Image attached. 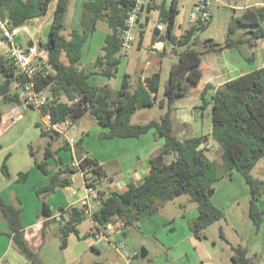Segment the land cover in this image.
<instances>
[{"label":"trees","instance_id":"1","mask_svg":"<svg viewBox=\"0 0 264 264\" xmlns=\"http://www.w3.org/2000/svg\"><path fill=\"white\" fill-rule=\"evenodd\" d=\"M53 1L55 6L49 34L46 40L40 41L41 49L47 51V58L46 61L35 59L50 69L47 77H37L35 81L37 89L46 91L53 98L52 102L43 106V112L50 113L53 122L67 118L74 120L90 112L99 125L108 129L101 133V138L140 137L155 129L156 136L164 139L163 146L150 157V169L143 182H131L123 191L106 187L111 178L105 166L96 158L78 153V166L65 164L63 158L57 156L51 147H46L44 157L35 161L49 182L35 188L37 195L46 199L58 189L70 185L73 173L82 171L86 185L97 191L100 201L91 214L87 212L86 204L70 208L59 206L61 219H54L59 222L63 245L67 246L71 233L79 234L77 225L87 216L94 222L89 234L93 229H101L109 223L119 225L125 234V230L136 226L142 216L157 212L164 203L183 194H188L198 205L199 213L190 221V228L195 236L201 237L205 228L225 217L224 210L213 203L212 195L215 193V183L225 175L232 174L234 169L240 171L250 185V215L259 231L264 220V208L260 209L257 201L264 194V181L254 177L252 170L264 158V70L256 68L232 78L212 94L210 137L220 146L222 163L208 154V148L204 145L206 136L195 135L182 139L178 135L174 113L176 101L186 97L200 83V65L204 55L238 48L239 44H253L264 36V7L247 6L233 15L224 42L211 39L201 43L196 33L208 28L212 14L206 21L200 20L185 33L177 35L175 24L180 0H172L169 7H166L164 1L160 4L149 1L148 10L158 11L161 23L166 27L163 32L158 25L153 28L152 44L167 41L172 45V52L178 56L165 84V96L159 98L161 71L146 78L139 76L133 89L131 75L128 73L123 75L118 90L90 82L94 74L109 77L116 74L124 57L120 54V48L133 0L85 1L81 13L82 29L74 28L70 37L65 36L63 31L71 0H0V19L7 21L8 27L14 30L32 19L46 15ZM146 19L148 23L150 15ZM100 21H105L109 26L101 53L93 69L80 68L82 48ZM139 25L134 33L140 35V43L145 30ZM242 29L248 30L240 33ZM0 32L2 40L4 35ZM246 59L251 61L250 57ZM23 80L24 74L19 71L11 55L0 54V98L6 103H24L19 91ZM213 87L211 83L205 86L201 93L203 100ZM63 96L67 98L66 101ZM75 100L76 104L72 103ZM155 105L163 110L159 119L132 121L138 109ZM41 131L42 135H59L57 131L45 128ZM79 144L81 141L75 146L78 150ZM64 147L69 149L70 144L65 141ZM50 157L56 161L57 168L53 172H50L47 161ZM1 169L5 176H10L6 159ZM28 175V171L20 172L17 181H26ZM23 211L20 199L7 202L0 194V218H4L8 224V231L4 233L12 239L13 246L28 259L29 264H40L37 250L32 248L25 235ZM46 226L47 222H44L42 236ZM93 248L96 249V246L93 245ZM233 248L231 264H254L255 257L249 256L247 246L238 244Z\"/></svg>","mask_w":264,"mask_h":264},{"label":"crops","instance_id":"2","mask_svg":"<svg viewBox=\"0 0 264 264\" xmlns=\"http://www.w3.org/2000/svg\"><path fill=\"white\" fill-rule=\"evenodd\" d=\"M149 1L152 2V0H147L142 13L143 17H141L139 21V27L144 30H146L145 24L147 15H151V13L154 11L148 10ZM163 1L165 2L166 7H169L172 3V0ZM196 1L197 0L193 1L194 5L192 4V9L194 8ZM261 2L262 1L249 3L247 5H238V11H242L247 6L260 5ZM52 4L47 13L50 16L46 14L44 15L45 17L42 16L43 18L37 17L28 22L35 26L34 32L31 33L27 25H23L18 28V32L21 28L24 29L26 36L29 37L30 41H32L34 45L36 40L34 38V35L38 33V35H40L43 28L45 27V24L48 21L51 23L54 13V10L51 13ZM76 10L78 11V8ZM147 10L149 14L147 13ZM75 15L76 14L74 13V17ZM158 24H156L155 27H157ZM74 28L82 29L81 18H79L78 25L75 23V21L71 22V28L67 31L64 30L63 33L65 34V36L70 37V32ZM96 32L97 29L90 33V36L88 37L85 44L88 43L89 39L93 37ZM107 32L104 35L102 44H100V51L98 52V55L101 53V48L104 44ZM41 37L43 40L47 39V37H43L42 35ZM152 40L153 35L151 37V43L149 47L145 48L146 46H144L143 43L144 37L141 40L142 43H139L140 38L137 37L136 42L128 51L127 56L123 57V60L114 76L109 77L106 75L94 74L90 78V82L97 86H109L113 90H118L121 88L122 78L125 73L131 75V84L135 87L136 81L139 76L142 78H146L153 75L157 71H162L161 69L165 64L166 55L173 53L171 50L172 45L167 41H159L155 44H152ZM85 44L82 48V52L85 48ZM255 44L256 46L260 45L258 40L255 42ZM251 45L254 46V43ZM38 46L39 48H41L40 42ZM8 50L9 47L7 46V42L5 41V39L0 40V54H6L8 53ZM231 50L232 48L223 49L216 53H208L210 54L208 56L209 60L206 58V55L208 54L204 55L200 65L202 69V77L200 83L194 86L186 97H183L176 101V112L174 113L176 118L175 130L180 137L183 136L181 137L182 139L187 136H195L193 134V129L191 133L189 132V120L199 119L203 122L209 121V127L206 129L207 134L202 129L203 133L201 135L207 137L204 145L210 147L214 145L217 146V144L210 137L212 131V94L215 92L216 88L224 84L226 81L254 70L250 69L246 71L244 68L240 67L241 63H239L238 61L244 60V57L241 55L242 59H237L236 54L234 52L232 53ZM136 51H138L139 53H137ZM215 54L217 56H215ZM97 56L93 59L91 65H95ZM248 57H250L252 61V57ZM39 59L46 61V56L40 57ZM208 61H210L211 63H209ZM84 66L85 65H83L81 59L79 67L85 68ZM93 66L91 67V69L93 68ZM257 68H259V66ZM93 76H105L107 77V79L103 78V80H100L99 83H94L92 81L94 79ZM208 83L213 84L214 87L208 90L205 96V100H203L201 97V93ZM45 93L47 92L45 91ZM63 100L66 101L67 98H64L63 96ZM76 102L77 100L72 101V103L75 104ZM0 103L5 104L6 102H4V100L0 98ZM179 109H181L180 112L178 111ZM8 110L9 111L7 113V118L9 120L11 119V123L5 122L3 120V117L5 118V116L1 117V115L4 113V111L0 110V156L4 155V159H6L7 166L10 171V176L8 177L3 174L0 164V194L7 202H13L16 197H18L22 201L24 206L22 221L25 227V235L32 248L36 250V243L38 242V246H40V241L43 239L42 229L44 222H47V225L50 223L49 226H60L59 222L54 219L55 217L61 219V216L59 215V206L70 208L74 205H81L86 199L88 202H92V194H90L86 189L84 173L82 171H79L76 174H78L81 179L82 187L80 189H76L74 187V177L71 175L72 183L70 185H67L62 189H58L54 194L47 197L46 199H41L37 195L35 188L47 184L49 182V178L36 164L33 155L35 149L31 145L33 142L32 139L26 138L24 139V141H21V139L25 137V134H23L18 140L8 144L7 142L9 140L6 142V136L10 132L9 129L17 124L19 125L20 122L24 119L22 118V116L27 115L31 116V123L28 127L29 130L32 128L31 125H35L39 128L41 127V130L42 128L46 129L48 124L47 119L45 118L46 112H43V107L41 106L30 107L25 103L12 104ZM64 121H68V128L64 133H60L61 135H55L56 139H58L59 142L58 145L54 147V149L52 147L51 148L57 156L59 155L63 158L65 164H74L78 166L80 162V158L78 157V155L81 153L83 156L89 155L96 158L104 166L107 165V168H109L108 164L112 163L113 171L116 174L115 176L110 175L108 169L105 167L108 177L111 178V181L106 183V187L108 189H118L120 191H123L127 189L128 184H130L131 182L137 184L142 183L150 169V157L155 152H157L164 144V139L157 137L155 129H151L148 133L140 137L130 138L129 140H126L127 138L123 137H115L119 140H117V144L115 145L116 150L110 156L102 157L100 153L93 151L90 144L85 143L83 139L79 140L77 138L75 144H70V148L65 149V141L68 142V139L72 138V136L67 135V132L72 128V123H74V120L67 118ZM148 134H151L152 137L147 138ZM135 138L136 140H134ZM18 141H21V143L23 142V149L22 153L20 154L17 153V145L19 143ZM79 141H81V144H79L78 150V148H75V146ZM25 147H27L29 150L28 154L27 150L24 149ZM45 151L46 148L41 147L39 151L40 154L37 157L38 160H41L44 157ZM211 153H214V150H211ZM47 161L50 166V172L56 170L57 166L54 157L48 158ZM23 171L29 172L28 178L26 179V181H21L22 183H18L20 182L17 181L18 174ZM61 190H64L65 192ZM79 190L81 191L79 192ZM188 201L192 200L180 202L179 204L181 209H178L177 213L175 214L167 210L169 201L166 202L159 208L157 212L151 215L142 216L138 220L137 225L133 226L134 228L132 230H125V234H123V230L120 228V226L116 225V232L110 235L109 238H120L124 240L129 245V247H136L140 251L138 255L133 256L135 258L136 264H222L219 258H216L215 256L217 252L210 249L208 244L209 241L212 240L214 245H216L219 240L222 239V237H214L212 239H209L208 236H204L206 235L205 230L202 232L201 237H197L194 235L193 231L190 228V221L198 215L199 211L198 206H193L192 208H190V210H188ZM97 205L98 204H96L94 207H96ZM178 225L181 228V235L171 236L170 234L172 231L177 232ZM134 229H136L135 231H138L134 233V242L128 241V232L130 233V231H134ZM7 231L8 224L6 220L4 218H0V264H29L28 259L13 246L12 239L4 233ZM137 234H140V238L136 237ZM89 243L96 246L95 250L100 251V247L97 246V241L91 238ZM141 245L145 246L144 248L148 251L145 258L141 257V249L139 248V246ZM249 252L251 253L250 249ZM249 256L252 255L249 254ZM139 257L143 259L142 262L139 261ZM252 257L256 258V260L254 259V264H259L258 259L260 256L258 255V252H254ZM121 259L122 261H119L116 264H124L125 261L122 256ZM231 263L232 262H226L224 264Z\"/></svg>","mask_w":264,"mask_h":264},{"label":"rangeland","instance_id":"3","mask_svg":"<svg viewBox=\"0 0 264 264\" xmlns=\"http://www.w3.org/2000/svg\"><path fill=\"white\" fill-rule=\"evenodd\" d=\"M87 0H71L69 4V11L66 16V28L65 31L71 28V22H74L78 25L79 18H81V13L83 11L84 2ZM163 0H152V3L160 4ZM194 0H181L179 4V13L176 16V24H175V33L181 35L185 33V31L190 28V11L191 6ZM263 0H213L212 3V18L211 23L209 24L208 28L205 30H199L196 33V36L200 39L201 43H205L210 41L211 39L217 42H224L225 37L227 35L228 27L231 18L233 15L241 12L238 11V5H247L249 3L258 2ZM194 5V4H193ZM55 1H53L51 13L54 10ZM78 8V11L76 10ZM80 14H79V13ZM74 13L76 14L74 17ZM50 16L49 14H47ZM45 17V16H44ZM143 17V15L141 16ZM43 18V17H42ZM76 19V20H75ZM161 19L159 16V12L154 10L150 15V20L148 23L145 24L146 30L144 35V46L148 48L151 43V37L153 35V28L156 24L160 23ZM163 23V22H162ZM27 27L29 28L30 32L35 31V26L30 23H26ZM50 30V22L48 21L45 24L40 35L35 34L34 38L38 60L40 57L46 56L47 58V51L45 49L39 48L38 44L43 37H48ZM109 30V26L105 21H100L99 26L97 28V32L93 37H91L87 44H85V48L83 50V58L82 63L85 65L84 67L86 70H90L93 65V59L98 55L100 51V44L104 40L105 33ZM248 29L240 30V33H244ZM1 34V32H0ZM239 35V34H237ZM237 35H234L236 37ZM40 36V37H39ZM140 38V35H136V39ZM16 39L20 42L23 49L26 50L28 48V43L30 39L26 36L25 31L23 28L17 32ZM37 42V43H36ZM261 45L262 43L259 42ZM254 46L251 44H239V47L233 49L232 53L236 54V58L241 60L242 56L244 60L238 61L241 63L242 68L246 71L250 69H255L264 60V50L263 44L261 46ZM7 46L9 47L8 43ZM144 50V49H143ZM142 50V51H143ZM139 53L138 51H136ZM9 53V52H8ZM130 53V52H129ZM133 53V52H131ZM216 53V52H215ZM211 54V53H210ZM206 58L208 59V56ZM242 55V56H241ZM37 56V55H36ZM215 56H217L215 54ZM222 56V55H221ZM251 56L252 61H248L245 57ZM222 58V57H221ZM90 59V60H89ZM89 60V61H87ZM209 60V59H208ZM178 61V56L175 53H170L165 57V64L162 66V82L161 88L159 91V98H163L165 96V84L167 79L169 78L171 66ZM211 63L210 61H208ZM87 63V64H86ZM94 68V66H93ZM92 68V69H93ZM93 82L99 83L100 80L103 78L107 79L105 76H93ZM137 79V77H136ZM134 85H132V89ZM65 98V97H64ZM13 103H0V110L4 111L1 115L5 122L11 123V119L7 118L8 109ZM5 107V108H1ZM179 112L181 109L178 110ZM163 110L158 106L155 105L154 107L148 108H140L134 114L132 121L133 122H147L150 119H159ZM176 112V111H175ZM9 116V115H8ZM23 121L20 124L15 125L9 129V133L7 134L6 142L8 144L18 140L23 134L25 137L21 139H32V146L34 147V158L37 159L38 155L40 154V149L46 148L47 146L56 147L58 145V139L56 137H52L49 134L42 135L41 127H36L35 125H31V129L29 130V124L31 123V116H22ZM21 118V119H22ZM2 120V121H3ZM1 121V120H0ZM190 122V130L191 133L193 129L194 135H201L203 131L207 134V128L209 127V121H201L197 120H189ZM3 122V123H5ZM203 129V131H202ZM48 131H55L53 128H46ZM105 127L99 125L96 121L95 117L90 113L86 112L83 116L74 119V123H72V128L68 130L67 135L75 137L77 139H83V141L87 144H90L94 152L100 153L102 157L110 156L116 150V142L117 138H101V133L107 131ZM22 131V132H21ZM60 134V133H59ZM61 135V134H60ZM152 137L151 134L147 135ZM183 137V136H181ZM54 138V139H53ZM127 138L126 140H129ZM136 140V138L134 139ZM18 141L17 145V153H22L23 142ZM41 146V147H40ZM208 148V154L217 159L222 163V158L220 154V146H205ZM24 149L27 150V154L29 150L27 147ZM45 150V149H44ZM211 150H214V153H211ZM55 159V158H54ZM4 161V155L0 156V164ZM107 168V165H105ZM108 171L109 174L115 176L116 174L113 171V164H108ZM252 175L257 177L260 180L264 181V158L260 159L255 168L252 170ZM72 176L74 177V187L76 189H80L82 187L81 179L78 174L73 173ZM5 178V177H4ZM22 183V182H18ZM263 187V186H262ZM62 189V188H61ZM65 192L64 190H61ZM81 190H79L80 192ZM81 194V193H80ZM19 199L18 197H16ZM250 199H251V190L250 185L246 182L244 176L241 174L240 171L236 169L233 170L232 174L225 175L224 177L220 178L215 183V193L212 195V201L215 205L220 207L225 212V217L215 221L214 223L210 224L207 228H205L204 236H208L209 239L214 237L222 239L214 245L213 241H209V247L212 250H215L216 258H219L222 264L226 262H232V255L234 252V245L242 244L243 246H247L251 253L250 255L253 256L254 252H258L260 256L258 259L259 264H264V220L260 230L256 229V226L251 218L250 215ZM186 200H191L188 194H183L179 197L174 198L173 200H169L167 210L173 214L177 213L178 209H181L180 202H184ZM43 202V201H42ZM168 202V201H167ZM189 203L188 210L193 206H198L194 201H188ZM258 206L260 209L264 208V194L260 196L257 201ZM165 204V203H164ZM184 204V203H183ZM43 205V204H42ZM164 207V206H163ZM50 223L46 226L44 232L43 239L40 241L41 244L38 246V242L36 243V250L39 256L40 264H116L119 261H122L120 254L115 250V248L109 243H104L102 241H97V246L100 247V251H97L93 248V244H90L89 241L93 236L89 234V231L94 226V223L90 217H85L81 223L77 225L79 234L71 233L68 237L67 246L63 245V240L61 237V232L58 227L49 226ZM171 225V224H170ZM134 227H129L128 230H132ZM128 232V241L134 242V233L138 232L135 231ZM223 234H222V232ZM162 235V234H161ZM171 236L181 235V228L178 225L177 232L172 231ZM225 238H224V237ZM138 238H140V234H137ZM90 238V239H89ZM96 245V242H95ZM233 245V246H232ZM145 247L143 245L139 246L140 249ZM256 260V258H255ZM139 261H143L139 257ZM206 263V262H205Z\"/></svg>","mask_w":264,"mask_h":264},{"label":"built area","instance_id":"4","mask_svg":"<svg viewBox=\"0 0 264 264\" xmlns=\"http://www.w3.org/2000/svg\"><path fill=\"white\" fill-rule=\"evenodd\" d=\"M146 0H133L128 17L126 19V28L123 32V38L121 42L120 54L124 57L127 56L128 51L133 47L136 34L134 29L139 25V19L143 8L145 6ZM212 0H197L194 8L190 13V23L191 25L197 22L206 21L212 14L211 8ZM264 7V0L260 3ZM160 31H164L165 25L163 23L158 24ZM0 30L4 35L5 41L9 45V54L13 58L19 71L24 74V80L19 86V91L23 102L29 106H46L52 102L53 98L45 93L44 90H39L36 87L35 81L37 77H47L50 74V69L42 63L35 61L38 57L36 45L31 46L24 50L20 42L16 39L18 28L11 30L8 27L7 21L0 19ZM258 42L262 43L264 46V36L258 39ZM37 55V56H36ZM259 68L264 70V60L260 64ZM45 118L47 119V128H53L59 133H64L68 128V121L53 122L50 113H46ZM69 144H75L76 138L72 137L68 139ZM87 191L92 194V202H88L87 199L84 200L82 204L87 205V212L91 214L94 206L99 204V199L97 191L89 185H86ZM116 225L109 223L106 227L101 229H93L91 235L95 241L109 242L115 250L124 258V264H136L135 258L139 254V250L136 247H129V245L122 239L114 237L109 238L110 235L114 234L116 231Z\"/></svg>","mask_w":264,"mask_h":264},{"label":"water","instance_id":"5","mask_svg":"<svg viewBox=\"0 0 264 264\" xmlns=\"http://www.w3.org/2000/svg\"><path fill=\"white\" fill-rule=\"evenodd\" d=\"M34 45V43L32 42V41H30L29 43H28V48H30L31 46H33ZM27 52H28V49H27ZM63 120V119H62ZM147 253H148V251L144 248V247H142V249H141V257L142 258H145L146 257V255H147Z\"/></svg>","mask_w":264,"mask_h":264}]
</instances>
